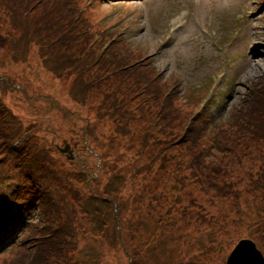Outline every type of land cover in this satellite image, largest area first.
Here are the masks:
<instances>
[{
	"label": "rangeland",
	"instance_id": "374dc122",
	"mask_svg": "<svg viewBox=\"0 0 264 264\" xmlns=\"http://www.w3.org/2000/svg\"><path fill=\"white\" fill-rule=\"evenodd\" d=\"M136 2L140 3L137 6L140 10L144 7V10L141 12L147 15V20H152L153 14L157 11L153 14H151V12L147 13V11L153 8V3L150 1V6L148 3L149 0ZM172 2L173 0H164L167 6L171 5ZM118 5L123 4L118 3L110 6L100 5L101 14L110 11L111 8ZM224 5H226V3ZM126 8H128V6H126ZM97 12H99V9H97ZM115 17H117V15H115ZM115 17H113V19ZM189 23L192 22L189 21ZM223 27L228 31L227 33L234 29L224 24V22ZM160 28H162V26H160ZM219 31L225 33L220 30V27ZM122 34L121 36L124 41L129 39L137 44H145L144 37L146 36V32H143V30L140 32L133 31L131 33V29H128L125 33L122 32ZM197 35L198 34L194 30L189 29L184 34L186 38L185 41L181 43L182 39H179L177 45L169 52H166L163 47L154 51L155 46L152 40L148 41L149 45L147 47L142 48L147 53L148 51L154 52L151 56L149 55V57L152 58V63L158 69V72L162 70L163 74L166 76V74L177 69L180 78L184 77L187 82H190L191 79L203 78L206 74L218 67L217 56L209 49L210 46L202 42L200 37L199 41L203 44H200L199 41L194 42ZM240 35L238 38H241V41L235 40L229 50L228 60H226V66L229 65L228 69L226 68L227 75L226 77L224 75L226 70L221 74L220 82L223 84H228V77L234 78L231 92L235 95L234 98L229 101V107H227V105L221 107L219 116L221 118L223 116V120L231 119V113L238 107L240 100L246 94L245 90L247 88L245 84L264 76L263 4L255 11L254 16L246 22ZM242 43H245L246 46ZM30 55L29 58L23 62H20V60L15 62L10 55L0 58V77L7 78V84L0 83V86H2L4 90H1L0 87V91H3L2 97L5 104L23 123L35 119L38 122L41 121L38 129L33 133L31 141L34 142L37 147L45 144L49 145L47 148L51 150V154L54 156V163L52 166H49V168L60 169L62 172H66V170L70 171V177L71 169L77 172V179L74 181L75 176L71 178L73 186H76L77 189L76 196H74L72 192L71 194L66 193V189L70 184L69 186H67L65 182L61 184V189L67 194V199L76 203L74 206L75 215H69V218L72 220L76 219L74 222L78 221V223L81 224L78 226V231L74 239L82 234V238L74 244L72 247L73 249H70L71 246L67 248L69 253L67 255L68 264H129L127 251L133 256L139 254L142 259L147 257L149 260L148 262H150L149 264H224L225 258L234 243L239 238L248 236V230L254 229L255 224L248 225L246 223L248 217L251 216V220L255 223L264 221V211L261 212L257 209V207L261 208V206L264 209L262 191L253 189L248 179V172H255L259 168L261 162L259 151L263 144H259L251 149V153L255 156L254 158L244 155V157L234 165H229L227 162L221 161L220 157H216L217 160L224 162L220 164V169L224 167L226 172L228 171L227 173L219 172V177L215 175L218 182H222L226 179L230 183H232V181L234 183L230 192L227 194L218 191L219 186L215 182L216 180L214 181V186L210 187V192H205L198 183H190V179H188L189 169L186 168L185 163V158L188 157V154L185 153L184 150H179L181 147L180 145H176L163 150L167 156H172L171 163L167 166V169H159L158 163L154 161V169L150 175L146 176L145 173L140 175H138V173L136 174L139 178L136 179V176L134 177L137 182L146 181L149 186H151V191L143 193L139 191V188L133 187L132 190L135 189L139 196V204L128 206L126 210L127 214L132 210L134 212H139L141 209H144L147 201H155L150 198V195L155 194L153 192H160L161 196L157 197V200L160 201L162 205L165 204L161 210L165 211V209L172 207V209L168 211L167 217H169L170 223H172L173 219H177L176 225L172 229L165 231L167 233L165 237L166 242L162 243L159 248L149 247L145 254H140V245H137L139 243L131 239V237L137 236V232L134 230L136 227L143 230L146 226L149 227L152 222L156 221L155 219L157 216L152 214L149 216L151 221L145 220L144 225L139 224L140 219L135 217L131 219L130 227H128L127 231H123L122 234L115 230L107 229L103 235L99 232V226H95L98 221L95 213V224L89 223L90 216H86L85 219L81 217L80 207L83 205L79 204L78 198H81V195L85 194V191H82V186L78 177L82 174H87L86 172H82L83 167H88V172L90 174V186H88L89 190L85 195L91 196L101 190V188L104 189V186L92 179V177L99 175L102 182H106L108 177L115 172V160H120L118 164L125 167V179L131 180L133 177L132 171L138 168V166L148 164L152 161L154 159L152 156L153 152L164 145V139L174 137L171 133L173 129L175 136H178L176 129L174 125L167 123V128L162 129L160 128L161 123L158 120L154 121L151 130L150 127L147 129L149 119L155 111L154 106L144 115L136 116L133 121H130L129 126H124L117 115L114 117L108 116V111H105V109L101 107V98L103 91L108 88L107 84L98 89L94 94H89L87 99H83L82 102H77L71 97L68 91L69 79L65 77L56 78L40 66L37 56L35 57L34 53H30ZM178 55L191 56V62L196 60L195 64L188 65L185 68L180 67L178 69L177 65H175ZM239 55L241 57L243 55L246 56L237 58ZM198 56H202V58L198 59ZM196 65L199 67L198 70H196ZM221 69H224L222 65ZM183 92H186L187 96L178 101V103L189 106V88L186 87ZM210 107L211 104L209 108ZM206 112L207 115L213 114L218 117L213 107L212 109L206 110ZM37 114H39L38 117H36ZM34 117L35 119H32ZM84 127H86L87 136L83 133ZM125 134H127V136L123 137ZM176 139L178 140V138ZM63 140H67L68 142L72 140L76 142L77 146L73 148L72 153L76 155L77 158H80L83 163L76 161L71 162L74 161V158L69 160L64 154L57 151L56 144L61 145ZM143 141L147 143L146 147L137 152ZM111 142H113L115 146H112ZM116 144H118L117 149H115ZM210 158L213 159L214 157L211 156ZM3 160L4 159L1 158L0 162ZM169 160L168 158L167 161ZM126 165H128V167H126ZM173 167H175L176 170L172 174H169ZM177 167L179 169H177ZM4 171L9 172V166L6 167L0 163V173ZM176 172L178 175L182 176L186 174L188 184H185L183 188L178 191H169L168 188L174 183V175ZM63 179L68 181V177H63ZM176 194H179L181 202L172 205L171 201ZM127 195L128 189L124 193L125 197ZM125 197L123 200L127 199ZM190 198H192L193 203L187 205L188 199ZM53 200L57 201V199ZM130 200H132V197ZM96 207H98V205H96ZM144 214L145 212L142 211V215ZM63 216L64 214L61 218ZM28 217L30 218L31 215L29 214ZM33 219L39 224L42 220V215L35 211ZM62 220L59 221V224ZM170 223L167 221L163 225L164 228L168 229ZM84 228H86L87 231L83 232ZM159 232V238L161 239L165 235V232L163 230H159ZM185 233L189 235L184 237L183 241L178 238L180 234ZM145 235H148L147 231ZM26 240L27 242L31 241L30 238ZM143 240L144 236L140 238L141 242H143ZM210 242L214 243L212 247H209ZM189 243L191 249L186 257H184L183 253H180L179 250L184 251ZM19 246L20 245H18V247ZM124 246H126L127 250L124 249ZM162 248H166V250ZM12 252L13 251H9L5 253L3 257H7V255L10 256Z\"/></svg>",
	"mask_w": 264,
	"mask_h": 264
},
{
	"label": "trees",
	"instance_id": "16d2710c",
	"mask_svg": "<svg viewBox=\"0 0 264 264\" xmlns=\"http://www.w3.org/2000/svg\"><path fill=\"white\" fill-rule=\"evenodd\" d=\"M58 4V0H39L37 4L21 3L20 0H0V29L3 32L4 44L13 45L15 47V54L22 60L27 57L30 47L36 45L43 66L56 78L65 77L71 80L69 93L77 102H82L83 99H87L89 94H94L98 89L105 86L112 78L108 76V71H115V73L111 74L119 77L117 83L121 84L124 81L130 97H126V88L124 85L119 86L115 83L103 91L100 104L105 111H108V116L114 117L117 115L124 126H129L130 121H133L137 114L149 108V105L143 103L140 97L136 95L132 96L130 89H142L146 93L147 89L142 88V83L149 82L150 74L148 75L142 70L128 74L122 68L123 61L119 59V53L115 52V49L112 50L110 48L103 52L100 58L91 65L86 59L88 58L87 54L90 53L87 51L86 56L83 54L85 49L89 50V47H92L89 45L90 37L80 35L78 38H74L72 34L73 30L76 29V25L73 23L74 13L67 4L62 3L60 9L57 7ZM96 45L98 46V42ZM84 56L85 58H83ZM168 107L170 106L168 105ZM172 117L174 119L175 115H172ZM157 118L161 123L160 128L162 129L167 128L166 123H174V128L179 137L175 136L173 129L171 133L174 137L164 139V145L153 152L152 156L154 159L148 164L140 165L132 171L133 177L131 180L134 179L132 183L133 187L139 188V191L143 193L151 191V186L146 181L137 182L136 179H139L138 175L142 173H145L146 176L150 175L154 169V161L158 163L159 169H167V166L171 163L172 156H167L163 150L170 146L180 145L179 150H184L188 154V158L185 161L186 167L189 169L191 183H198L205 192H210L208 190L214 186V177L212 174L217 175L219 168H217L213 160L205 161L204 163L198 160V152L200 151L201 145H203V137L206 134V127L204 126L206 123L205 120L195 118L187 122V120H179L177 115L175 120L171 118L168 120L165 107L163 106L160 108ZM6 120H8L7 122L14 123L13 117H9ZM16 124L13 126L16 135L10 137V139L17 137L20 138V143H23L24 140L29 142L31 136L29 137V134L26 133L21 125L17 126ZM217 129L220 131L221 140L218 141L216 137L211 136L209 138L212 142L211 146L214 147L215 145L216 149L221 150V159L225 157V151L226 159L229 151L233 147H236L237 156L235 157L232 154L228 158L229 160L239 162L245 154L243 147L248 149L250 146L256 147L259 144H263L259 151L261 162L255 172V176L250 174V184L253 189L262 191L264 197V76L248 84L241 105L235 109L233 120H225ZM83 133L86 135V127L83 128ZM126 136L127 134L123 135V137ZM227 141H232V143H228ZM111 144L115 146L113 142ZM23 145L26 148V159L23 164L25 168L22 167L21 170V177L24 180L25 193L30 198L32 192L34 203L41 210L44 222L58 220L61 216L60 213H63L65 223H60V227L55 233V236L48 239L42 237V234L51 232V227L48 225L44 228H42V225L32 226L28 234V238L31 241L28 242L24 249L23 260L18 264H57L53 257L58 259L59 264H68L67 256L63 255V246L64 248L71 246V249H73L74 244L82 238V234H80L74 239L78 231V226L81 224L78 221L74 222L76 219L72 220L69 218V215H75L74 206L76 203L66 197V193L71 194L72 192L74 196L77 194L76 186H73L71 182L73 176H75L74 181L77 179L76 170H71L70 177V171L66 170V172H62L60 169H50L49 166H52L54 163V156L51 154V150L47 149L46 144L40 148L27 142H24ZM117 145L115 149H117ZM146 145L147 143L143 141L137 152L146 147ZM13 149L11 153H15L17 147ZM246 154L254 157V154H251L250 150H246ZM168 158L170 159L169 161H167ZM75 161L81 162V159L77 158ZM118 161L120 160H115V172L108 177L106 182H102L99 175L92 177V179L102 184L104 189L101 188V190L91 196H84L83 200L82 198L78 199L79 204L81 203L83 205L81 206V212L90 213L92 211V213H96L98 219L96 225L99 228L107 220H110L113 224L112 230L121 234L130 227L131 219L138 217L140 219L139 224L144 225L145 220L151 221L149 219L151 214L155 215L157 216L156 221L152 222L149 227L146 226L143 230L136 227L134 230L137 232V236L131 237V239L138 242L139 244L137 245L141 247L146 245L147 241H150V245L152 244L151 248H159L162 245V241L159 238V230L165 232L172 228L169 227L166 229L163 226L164 220L162 217L165 216L167 218V214H164V211L161 210L165 204L162 205L157 200V197L161 196V193L153 192L155 194L150 195V198L155 200L154 202L149 200L144 209H141L139 212L132 210L129 215L126 214V211H123V209L126 210L124 205L132 206L133 204H139V196L135 190L134 193L131 191L126 196V200H123L124 197L121 196V193L123 192L124 194L126 192L128 188L127 184H129L130 180L125 179V167L118 164ZM175 170L176 168L173 167L170 173L172 174ZM82 172H86L87 176L90 175L88 167H83ZM137 173L138 175L136 176ZM176 175L178 177L176 183L168 188L169 191L181 188L180 185L184 182L183 177H179L177 172ZM63 177H68V181L66 179L64 180ZM85 178V174L78 177L80 183ZM53 181L56 182L53 183ZM63 182L67 186L70 184L66 189V193L60 190ZM215 182L219 186L218 191L224 194L229 193L231 187L234 185L233 182L222 183V185L221 182ZM88 186H90V182H88ZM56 192H58V203L53 200ZM131 197L132 200H130ZM59 203L61 205L58 206ZM84 204L88 206L98 205V207L92 210H86ZM172 205H174V200H172ZM257 209L261 212L264 211L262 206L261 208L257 207ZM142 211L145 212L144 215H142ZM246 223L248 225L255 224L254 229L248 230L249 232L247 231V235L255 239L264 249V221L255 223L251 220V216H249ZM85 231H87L86 228H84L83 232ZM146 231L148 235H145ZM188 235L180 234L178 238L183 241V238ZM143 236L144 240L141 242L140 238ZM213 244L210 242L209 247H212ZM124 249L127 250L126 246H124ZM164 249L166 250V248ZM190 249L191 245L189 243L184 251L188 253Z\"/></svg>",
	"mask_w": 264,
	"mask_h": 264
},
{
	"label": "water",
	"instance_id": "95a60500",
	"mask_svg": "<svg viewBox=\"0 0 264 264\" xmlns=\"http://www.w3.org/2000/svg\"><path fill=\"white\" fill-rule=\"evenodd\" d=\"M225 264H264V258L251 240L240 239L231 250Z\"/></svg>",
	"mask_w": 264,
	"mask_h": 264
}]
</instances>
